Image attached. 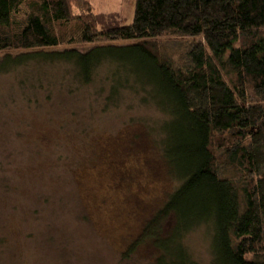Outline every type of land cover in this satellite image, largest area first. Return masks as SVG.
<instances>
[{"label": "trees", "instance_id": "16d2710c", "mask_svg": "<svg viewBox=\"0 0 264 264\" xmlns=\"http://www.w3.org/2000/svg\"><path fill=\"white\" fill-rule=\"evenodd\" d=\"M128 98L149 111L109 118ZM97 127L112 130L97 145L102 178L71 149ZM150 159L173 185L157 204H126L138 223L119 262L145 246L144 264H264V0H135L132 21L108 28L91 0H0L2 251L13 232L70 262L57 214L105 236L106 188Z\"/></svg>", "mask_w": 264, "mask_h": 264}, {"label": "rangeland", "instance_id": "374dc122", "mask_svg": "<svg viewBox=\"0 0 264 264\" xmlns=\"http://www.w3.org/2000/svg\"><path fill=\"white\" fill-rule=\"evenodd\" d=\"M93 4V9L96 15L97 25L99 28H108L117 25H123L130 23L134 16L135 0H91ZM134 42L132 39L117 40L114 43H130ZM128 101L133 105L128 109L123 104L117 111L112 112L109 118H138L142 113L149 111L148 108L139 106L134 103L131 98ZM97 135L92 136V139L87 144H75L71 149L79 151L84 154L81 158L84 166L88 168L90 177L100 176L99 171L105 165L101 158L97 154L98 142L104 139V135L112 132L110 129L96 128ZM94 133V134H95ZM102 139V140H101ZM6 143L11 145L14 143L12 139H8ZM150 162H153L150 159ZM146 175L140 176L135 181H133L130 186L126 185V182L122 183L118 180L116 185L117 188L112 190L107 187V195L110 196L112 202H114L113 212L108 215V221L106 223V230H103L105 236H99L96 230L87 229L78 225L72 218L69 220V216L64 214H57L55 222L58 226L57 231L63 227L67 233V240L65 241L64 250L67 255L70 256V262L66 264H144V257L148 256V249L143 246L140 247L141 253L134 259L133 262L129 263L124 260V262H119L121 256V250L123 249V237L131 235V227L135 226L138 221L131 220L128 217V211H126V204L130 205L132 201L141 202L145 206L154 200L158 199L156 204L159 202L160 198L164 195V192L168 191L172 187L171 180L168 178L167 174L162 175L155 179L154 162L151 165L146 166ZM28 171L25 169L22 171L26 175ZM157 172V171H156ZM101 177V176H100ZM102 178V177H101ZM42 182L46 181L45 174L40 177ZM121 185V186H120ZM128 189V190H127ZM126 197L127 199L125 200ZM20 205L23 204L24 198L19 200ZM141 212V217L145 215V210L142 205H139ZM47 214V210L42 211ZM41 212V213H42ZM97 213L94 218L98 217ZM97 219V218H96ZM101 217L99 216V219ZM12 229V228H11ZM11 232L10 235L14 239L18 240L15 244V248L12 246V251H7L0 248V264H62L56 258V254L48 252L46 246L43 247L38 243L32 241L27 244L20 240V235ZM10 235L9 238H10ZM206 241H204L199 235H195L192 240V246L195 250V254L204 262L208 261V252L206 249ZM121 248V250H120ZM45 249V251H44ZM11 253V254H10ZM143 257V258H142ZM140 259V261H139Z\"/></svg>", "mask_w": 264, "mask_h": 264}]
</instances>
